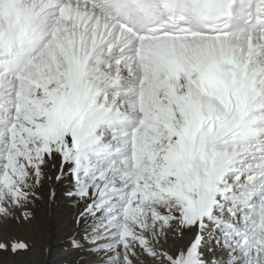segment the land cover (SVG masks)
<instances>
[{
  "label": "snow or ice",
  "instance_id": "obj_1",
  "mask_svg": "<svg viewBox=\"0 0 264 264\" xmlns=\"http://www.w3.org/2000/svg\"><path fill=\"white\" fill-rule=\"evenodd\" d=\"M264 264V0H0V264Z\"/></svg>",
  "mask_w": 264,
  "mask_h": 264
},
{
  "label": "bare ground",
  "instance_id": "obj_2",
  "mask_svg": "<svg viewBox=\"0 0 264 264\" xmlns=\"http://www.w3.org/2000/svg\"><path fill=\"white\" fill-rule=\"evenodd\" d=\"M52 186L56 189V199L52 202L41 201L38 205L41 218L47 225L46 239L42 242L46 247L41 257L42 264H74L72 255L76 252L70 247L69 237L83 236L85 225L73 224L81 205L65 195L71 188L67 180L61 185L53 183Z\"/></svg>",
  "mask_w": 264,
  "mask_h": 264
},
{
  "label": "rangeland",
  "instance_id": "obj_3",
  "mask_svg": "<svg viewBox=\"0 0 264 264\" xmlns=\"http://www.w3.org/2000/svg\"><path fill=\"white\" fill-rule=\"evenodd\" d=\"M70 226H73L72 224H70ZM68 230H71V228H69ZM61 235V234H60ZM56 250V248H54ZM43 257V256H42ZM73 258H75V262L74 264H79L78 262L81 261L82 257L79 256L77 253H75L74 255H72ZM77 258V259H76Z\"/></svg>",
  "mask_w": 264,
  "mask_h": 264
}]
</instances>
